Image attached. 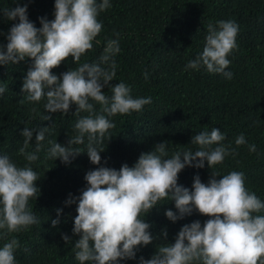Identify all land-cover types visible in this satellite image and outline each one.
I'll list each match as a JSON object with an SVG mask.
<instances>
[{"label":"trees","instance_id":"16d2710c","mask_svg":"<svg viewBox=\"0 0 264 264\" xmlns=\"http://www.w3.org/2000/svg\"><path fill=\"white\" fill-rule=\"evenodd\" d=\"M110 3L112 7L97 17L103 24L102 31L79 64L99 63L107 68L108 64L101 63L99 58L107 40L118 39L120 52L113 57L117 67L111 83L124 82L130 86L133 98L151 97L152 102L141 111L107 117L115 127L109 129L100 145L105 148L100 153L101 165L90 162L87 138L84 144L75 146L85 152L70 164L59 158L46 159L49 141L66 145L70 136L76 135L75 123L89 113L76 114L75 104L68 114L49 113L44 108L46 98L21 104L26 96L22 92L23 79L32 59L0 65V87L6 89L0 94V155H8L18 166L28 164L19 153L25 139L22 130L37 129L26 149L34 152L38 130L48 127L37 153L39 158L29 165L39 178L38 198H30L28 202L39 223L0 238V248L12 237L19 240L20 247L14 251L16 264H80L75 259L74 246L79 236L72 231L78 203L67 205L65 201L69 194H81L87 184L86 173L100 166L117 170L125 163L133 166L142 153L154 150L157 143L164 141L169 156L181 150L195 151L198 146L191 144L193 135L210 132L213 127L225 135L221 143L236 152L226 156L214 170L221 175L243 172L246 188L264 201V0H110ZM17 4L28 5L29 20L37 28L42 27L40 17L54 19L55 0H0V44H7V33L18 22L7 19L4 9L15 8ZM220 20L234 21L239 26L238 47L229 54L231 63L226 69L233 74L232 78L209 73L203 66L186 71L188 62L203 51L208 24L215 25ZM77 66L74 58L69 57L52 73L59 76ZM103 91L106 96L112 95L107 86ZM90 102L100 113L101 106ZM46 116L51 119L44 120ZM63 133L65 136L60 139ZM240 134L247 143L237 146L235 139ZM251 144H255V152L249 151ZM211 173L207 161L203 168L185 167L179 173L178 183L191 189L197 174L207 183ZM160 203L142 217L151 225L153 242L138 246L135 259H121L119 264H140L141 256L150 259L161 244L175 243L184 224L199 220L203 225L210 218L194 211L172 222L165 213L168 209L178 212L174 201ZM57 209L63 211L58 213ZM57 218L60 223L53 227L51 221ZM164 230L168 233L166 240ZM63 234L72 243H66Z\"/></svg>","mask_w":264,"mask_h":264},{"label":"clouds","instance_id":"9594fccd","mask_svg":"<svg viewBox=\"0 0 264 264\" xmlns=\"http://www.w3.org/2000/svg\"><path fill=\"white\" fill-rule=\"evenodd\" d=\"M110 0H55L54 19L40 17L42 27L37 28L28 17V5L5 8L7 19L16 21L7 33V44H0V65L16 64L26 58L33 63L23 79L21 104L39 102L46 98L44 108L49 113L68 114L72 104L76 114L87 112L74 125L76 135L70 136L66 145L49 141L46 159L59 158L70 164L85 152L82 145L87 138L86 153L94 165H101L100 147L106 133L115 124L107 117L141 111L152 102L151 97L133 98L131 88L124 82L112 84L116 77L113 57L120 52L119 40H107L99 63L79 64L82 55L93 48V41L102 31L98 15L111 8ZM239 26L234 21L220 20L207 26L203 51L185 66V70L205 67L209 73H220L228 79V59L237 48ZM117 36L119 34L117 33ZM99 43V41H97ZM6 48V51H5ZM72 57L78 66L61 73H52L62 61ZM147 79V72H145ZM110 88L106 96L103 89ZM0 87V94L5 92ZM94 101L101 106L97 113ZM107 114V115H105ZM51 116L44 117V120ZM37 129L25 127L21 135L24 146L20 155L28 162L18 166L8 155H0V238L27 230L38 224L37 216L29 207L30 198L37 197L38 174L29 165L39 157L48 127L38 130L34 152L26 149ZM65 134L59 135L64 137ZM225 135L218 128L193 135L191 144L195 151L181 150L168 154L167 141L157 143L154 150L142 153L133 166L123 164L119 170L100 166L89 170L84 179L87 184L79 196L69 194L67 205L78 203L72 229L79 239L75 241V259L80 264H119L121 259H135L138 246H147L154 240L145 222L146 215L161 201H174L175 208L166 210L172 222L192 215L194 211L210 217L203 225L199 220L184 224L175 243L161 244L150 259L140 257V264H264V201L245 186L243 172L231 171L221 175L215 171L225 157L235 155V149L222 141ZM247 143L243 134L235 139L241 146ZM216 145L215 147H213ZM255 152V144L249 145ZM208 167L212 173L207 183L197 174L192 188L178 183L179 173L185 167ZM222 178L217 179V177ZM62 209H57L61 213ZM59 218L53 219V227ZM167 230L163 236L166 240ZM66 243H72L63 234ZM19 240L12 237L0 248V264H16L14 251Z\"/></svg>","mask_w":264,"mask_h":264}]
</instances>
